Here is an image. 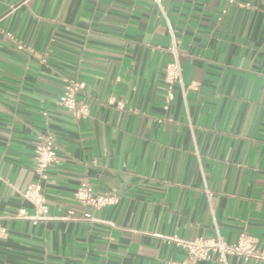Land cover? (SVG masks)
Here are the masks:
<instances>
[{
	"label": "crops",
	"instance_id": "1",
	"mask_svg": "<svg viewBox=\"0 0 264 264\" xmlns=\"http://www.w3.org/2000/svg\"><path fill=\"white\" fill-rule=\"evenodd\" d=\"M159 1L0 0V264H167L184 256L167 237L216 230L264 250V0ZM171 32L185 96L164 110ZM71 79L79 120L59 104ZM46 132L53 219L8 218L33 214L20 193ZM84 181L116 203L81 206Z\"/></svg>",
	"mask_w": 264,
	"mask_h": 264
},
{
	"label": "built area",
	"instance_id": "2",
	"mask_svg": "<svg viewBox=\"0 0 264 264\" xmlns=\"http://www.w3.org/2000/svg\"><path fill=\"white\" fill-rule=\"evenodd\" d=\"M155 4L160 7V1L154 0ZM232 2V0H230ZM224 13V11H222ZM7 37L12 39L10 34ZM18 48H21L17 42ZM171 61L165 69L164 82L167 86L164 96L163 109L167 110L168 105L173 99V87L178 85L183 96L185 89L182 83V68L179 59L178 42L175 40L171 32V43L168 47ZM83 82L68 80L62 89V98L59 101L69 114L76 120L82 119L88 115V106L77 100V96L84 89ZM57 152L55 138L50 133H43L38 136V143L34 151V168L37 181L28 184L20 193L21 198L32 205L33 214L27 215L23 210H19L17 214L9 216L12 219L28 220L33 224L53 219L48 214L45 197L42 192V183L47 180V171L57 164ZM74 199L81 206H91L97 210L115 204L117 197L115 194H95L91 186L87 182H81L73 194ZM82 220H92L89 216H84ZM5 230L0 227V238L5 235ZM183 250V258L179 261H169L167 264H198L200 262L215 261L226 264V258L234 256L243 261H264V250L259 248L253 238L246 233H241L235 242L229 243L224 241L218 231L210 238L197 237L192 240H183L176 236L167 237Z\"/></svg>",
	"mask_w": 264,
	"mask_h": 264
}]
</instances>
